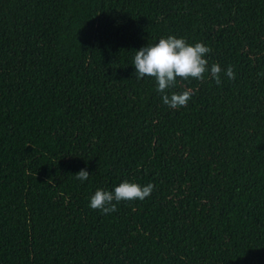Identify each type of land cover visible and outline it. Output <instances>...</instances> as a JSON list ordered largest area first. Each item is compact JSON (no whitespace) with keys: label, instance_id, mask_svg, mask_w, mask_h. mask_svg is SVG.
I'll list each match as a JSON object with an SVG mask.
<instances>
[{"label":"trees","instance_id":"obj_1","mask_svg":"<svg viewBox=\"0 0 264 264\" xmlns=\"http://www.w3.org/2000/svg\"><path fill=\"white\" fill-rule=\"evenodd\" d=\"M170 35L235 79L166 106L133 59ZM0 264H264V0H0Z\"/></svg>","mask_w":264,"mask_h":264},{"label":"clouds","instance_id":"obj_2","mask_svg":"<svg viewBox=\"0 0 264 264\" xmlns=\"http://www.w3.org/2000/svg\"><path fill=\"white\" fill-rule=\"evenodd\" d=\"M211 49L202 43L190 45L184 38L168 36L159 39L158 43L145 46L135 52L133 65L137 79L151 78L155 80L156 91L161 94L163 103L171 109L186 107L193 95L192 89L180 93L167 94L175 88L177 82L187 80L203 81L207 73L217 86L221 85V73L229 79H235L231 66L222 70L220 65L209 67L207 55ZM89 173L82 169L75 178L83 183L88 180ZM154 185L141 186L127 181L120 183L113 191L97 190L90 198L89 207L104 214L117 210L116 204L122 201H143L153 192ZM115 202V203H114Z\"/></svg>","mask_w":264,"mask_h":264}]
</instances>
